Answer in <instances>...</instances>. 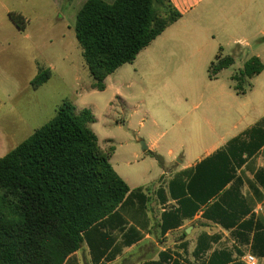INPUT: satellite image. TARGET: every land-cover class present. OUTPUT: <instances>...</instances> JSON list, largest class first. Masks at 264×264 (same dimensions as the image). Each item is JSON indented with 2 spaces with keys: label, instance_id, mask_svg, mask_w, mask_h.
I'll list each match as a JSON object with an SVG mask.
<instances>
[{
  "label": "rangeland",
  "instance_id": "rangeland-1",
  "mask_svg": "<svg viewBox=\"0 0 264 264\" xmlns=\"http://www.w3.org/2000/svg\"><path fill=\"white\" fill-rule=\"evenodd\" d=\"M85 1L0 0V158L69 101L77 115L93 114L95 122L87 127L103 149L114 147L110 163L117 175L131 189L145 188L264 117V71L244 83L245 94L232 80L252 58L264 64V52L247 48H227L221 56L233 57L235 64L214 79L210 64L153 68L144 52L107 77L104 91L92 89L75 35ZM10 13L25 18V29L15 26ZM42 71L50 73L49 81L34 89L32 81ZM148 144L156 145L154 152L144 149Z\"/></svg>",
  "mask_w": 264,
  "mask_h": 264
},
{
  "label": "trees",
  "instance_id": "trees-1",
  "mask_svg": "<svg viewBox=\"0 0 264 264\" xmlns=\"http://www.w3.org/2000/svg\"><path fill=\"white\" fill-rule=\"evenodd\" d=\"M9 16L19 30L25 29L22 15ZM180 18L169 0H87L77 13L75 35L92 89L104 91L107 77L133 63ZM234 64L233 57L217 56L209 67L210 78ZM263 71L258 57L248 61L232 77L238 93L245 94L244 83ZM49 78L48 71L40 72L33 88ZM75 111L72 102H64L52 121L0 158V264H62L80 248L84 233L103 226L120 208L152 203L149 188L131 190L117 175L110 163L114 147L103 149L87 127L95 122L93 114ZM249 142L255 146L264 142V119L176 176L169 194L179 200V208L165 213V221L178 227L186 210L193 208L189 214L193 216L197 204L216 197L234 178L233 168L228 171L230 158L258 149ZM160 201L165 202L161 197Z\"/></svg>",
  "mask_w": 264,
  "mask_h": 264
},
{
  "label": "crops",
  "instance_id": "crops-1",
  "mask_svg": "<svg viewBox=\"0 0 264 264\" xmlns=\"http://www.w3.org/2000/svg\"><path fill=\"white\" fill-rule=\"evenodd\" d=\"M169 2L181 18L141 52L153 68L174 65L190 70L211 65L215 54L220 52L222 58L233 47L264 52V0ZM263 119L206 155L179 162L150 186L136 188H149L152 203L144 208L135 204L120 208L103 226L84 233L80 248L62 264H249V256L255 264H264V142L258 146L249 142L258 149L230 158L228 171L233 168L234 178L216 197L197 204L193 216H189L193 208L186 210V219L178 227L164 218L179 208V200L169 194L176 176L195 168ZM155 147L148 144V152Z\"/></svg>",
  "mask_w": 264,
  "mask_h": 264
},
{
  "label": "built area",
  "instance_id": "built-area-1",
  "mask_svg": "<svg viewBox=\"0 0 264 264\" xmlns=\"http://www.w3.org/2000/svg\"><path fill=\"white\" fill-rule=\"evenodd\" d=\"M247 261L249 262V264H255V258H253V257H251V256H249V257L247 258Z\"/></svg>",
  "mask_w": 264,
  "mask_h": 264
},
{
  "label": "water",
  "instance_id": "water-1",
  "mask_svg": "<svg viewBox=\"0 0 264 264\" xmlns=\"http://www.w3.org/2000/svg\"><path fill=\"white\" fill-rule=\"evenodd\" d=\"M144 149L146 150V149H147V147H146V146H144Z\"/></svg>",
  "mask_w": 264,
  "mask_h": 264
}]
</instances>
